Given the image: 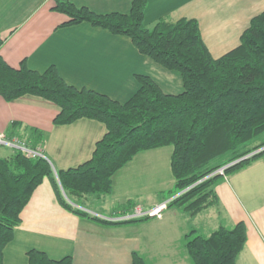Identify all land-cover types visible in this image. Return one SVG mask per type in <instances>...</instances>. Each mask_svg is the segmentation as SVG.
Wrapping results in <instances>:
<instances>
[{"label":"trees","instance_id":"1","mask_svg":"<svg viewBox=\"0 0 264 264\" xmlns=\"http://www.w3.org/2000/svg\"><path fill=\"white\" fill-rule=\"evenodd\" d=\"M55 1L54 9L69 15L63 24L88 21L129 36L141 52L178 70L184 89L167 93L151 76L136 74L139 88L126 101H119L68 83L55 65L37 70L23 60L16 67L0 54V94L6 100L37 94L60 105L55 123L87 116L107 125L91 158L68 168H56L41 150L46 136L43 131L34 127L11 133L19 134L42 154L28 155L16 147L13 153L0 155V264H4V247L21 221V210L44 177L67 209L103 223H124L150 216L109 218L91 212L87 201L105 199L112 189L111 175L137 151L173 144L175 185L169 204L181 206L191 215L219 204L214 185L220 175L241 170L264 153V148L255 151L264 146V140L251 143L264 131V10L251 18L237 46L214 57L197 18L163 16L148 27V0H132L127 12H97L71 0ZM16 128L13 122L11 130ZM236 159L224 174H211ZM135 204L134 198L122 200L118 204L121 214ZM190 234L185 246L193 264H237L247 241L243 219L230 226L221 224L208 234ZM28 256L29 264H72L71 255L52 258L36 248L30 249ZM132 264H145L137 250Z\"/></svg>","mask_w":264,"mask_h":264},{"label":"crops","instance_id":"2","mask_svg":"<svg viewBox=\"0 0 264 264\" xmlns=\"http://www.w3.org/2000/svg\"><path fill=\"white\" fill-rule=\"evenodd\" d=\"M71 1L97 12H127L132 3ZM55 2L0 0V54L11 65L18 67L23 60L37 70L55 65L68 83L119 101L139 88L136 74L151 76L167 93L184 89L178 70L141 52L129 36L88 21L63 24L69 15L54 9ZM263 10L264 0H148L145 24L151 27L163 16L197 18L211 54L219 57L240 43L251 18ZM60 110L59 104L41 95L25 93L6 100L0 94V132L24 141L11 133L38 128L46 134L40 148L56 168L77 166L91 158L107 125L87 116L55 123ZM13 122L15 130H11ZM173 149V144H165L137 151L113 172L112 189L105 198L111 212L104 216L121 214L118 204L127 198L144 208L167 201L160 217L124 223L81 217L59 202L51 181L44 177L21 210V221L4 247V264H29L28 251L33 248L52 258L71 255L72 264H132L135 250L144 260L151 256L156 264H193L185 242L200 228L189 222L191 214L183 207L169 204L175 185ZM214 187L219 196V204L212 205L217 226L241 219L246 223L247 241L237 264H264V153L247 167L220 175Z\"/></svg>","mask_w":264,"mask_h":264},{"label":"rangeland","instance_id":"3","mask_svg":"<svg viewBox=\"0 0 264 264\" xmlns=\"http://www.w3.org/2000/svg\"><path fill=\"white\" fill-rule=\"evenodd\" d=\"M262 140H264V131L258 134L256 137H254L251 143H258ZM15 148L16 147L14 146L0 143V155H9L11 154L12 150H14ZM227 174L230 175V174H233V172H229ZM87 206L89 207L87 208L90 209L91 212L98 213L103 216L111 212L110 207H109L110 202L107 201L106 199L101 198V199H93V200H90L89 202L87 201ZM213 210H214V207L210 206L202 210L197 215H194V216L190 215L189 222L191 224H194L195 226H199L200 228V230H198V232L196 233L207 234L218 225V223L215 221L216 217L214 216ZM157 217H160V216H157ZM157 247H160V246H157ZM145 258H146L145 264H156V262H154L155 259L152 258L151 256H146Z\"/></svg>","mask_w":264,"mask_h":264},{"label":"built area","instance_id":"4","mask_svg":"<svg viewBox=\"0 0 264 264\" xmlns=\"http://www.w3.org/2000/svg\"><path fill=\"white\" fill-rule=\"evenodd\" d=\"M17 141L19 140H13V139L6 138L5 134L3 132H0V143L19 147L28 155L34 156L37 154H42L41 150L31 148L30 146H28V144L25 141H19V142ZM262 148H264V146L260 147L259 149L255 151H258ZM226 166L227 164L218 167L217 169L213 170L211 174L224 173ZM166 206H167V201L157 203L154 206L149 207V208H144L142 205L136 204L131 211H128L125 214H119L117 216H108V217L114 218V219H120V218H128V217L161 216L162 211Z\"/></svg>","mask_w":264,"mask_h":264},{"label":"water","instance_id":"5","mask_svg":"<svg viewBox=\"0 0 264 264\" xmlns=\"http://www.w3.org/2000/svg\"><path fill=\"white\" fill-rule=\"evenodd\" d=\"M244 157H245V156H242V157H241V158H239V159H242V158H244ZM239 159H236V160H234V161L230 162L229 164H227V166H228V165H230V164H232V163H234V162H236V161H238ZM227 166H226V167H227Z\"/></svg>","mask_w":264,"mask_h":264}]
</instances>
